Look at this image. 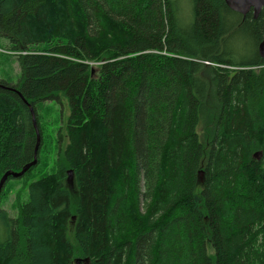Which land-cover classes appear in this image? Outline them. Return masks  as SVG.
Returning <instances> with one entry per match:
<instances>
[{"label":"trees","instance_id":"1","mask_svg":"<svg viewBox=\"0 0 264 264\" xmlns=\"http://www.w3.org/2000/svg\"><path fill=\"white\" fill-rule=\"evenodd\" d=\"M190 2L0 0L19 65L0 79V177L33 158L22 97L41 137L36 105L69 106L54 169L15 215L0 205V264H264V13Z\"/></svg>","mask_w":264,"mask_h":264},{"label":"rangeland","instance_id":"2","mask_svg":"<svg viewBox=\"0 0 264 264\" xmlns=\"http://www.w3.org/2000/svg\"><path fill=\"white\" fill-rule=\"evenodd\" d=\"M180 2L183 11L186 12L188 11V9H190V5H192L190 0H180ZM238 38L242 39L240 35L235 34L232 38V41L229 42V46H234L235 49L240 47L241 45H239V42H236ZM243 43L248 48L245 54L246 57H252L254 52L253 43L251 42V40H249L248 37L243 41ZM18 77L19 65L16 60V53L9 50L8 41L4 37L0 36V79L15 82ZM59 97V100L54 99L41 101L36 105L39 122L43 129L38 154L39 163L33 170H31V173L29 175H26L21 179H11L6 183L0 197V205L4 209H6V211L10 215H15L17 211L16 192L20 193L22 184L24 182L29 183L30 181L36 179L39 174H46V172H51L54 169V161L57 157L56 151L58 150L57 144L59 143L57 142V137L58 132L60 131L62 134L60 145L61 147H63L65 144V137L63 134H65L66 122L69 116V106L64 95L60 94ZM21 194L23 195L24 192H22ZM22 198H24V196ZM68 236L73 241V234L71 229L68 232ZM210 252L212 251L210 250Z\"/></svg>","mask_w":264,"mask_h":264},{"label":"water","instance_id":"3","mask_svg":"<svg viewBox=\"0 0 264 264\" xmlns=\"http://www.w3.org/2000/svg\"><path fill=\"white\" fill-rule=\"evenodd\" d=\"M224 1L231 10L241 13L242 15H245L246 13L252 11L253 17H257V15L261 11H263L264 13V0H224ZM257 51H258V54L262 58H264V28H263L261 40L257 46ZM9 88L16 91V89L12 87H9ZM22 99L30 110L32 123H33L34 130H35L36 141H35V147H34V154H33L32 160L22 165V167L19 170L8 169L2 174V176L0 177V193L9 176H12L15 178L21 177L31 166H34L38 160L37 154H38V149H39L40 140H41L40 131L36 123V116H35L32 105L29 102H27V100H25L23 97ZM200 175H201V172H200ZM73 177H74L73 170L68 169L66 173V182L70 188L73 187ZM81 261L86 262L87 259L86 258H83V259L76 258L75 259V263L77 264Z\"/></svg>","mask_w":264,"mask_h":264}]
</instances>
